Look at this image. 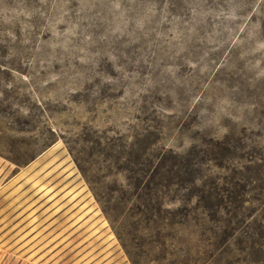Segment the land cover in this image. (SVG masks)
Masks as SVG:
<instances>
[{
	"label": "rangeland",
	"instance_id": "374dc122",
	"mask_svg": "<svg viewBox=\"0 0 264 264\" xmlns=\"http://www.w3.org/2000/svg\"><path fill=\"white\" fill-rule=\"evenodd\" d=\"M212 140L264 165V0H0V264H160L124 168ZM252 197L217 264H264Z\"/></svg>",
	"mask_w": 264,
	"mask_h": 264
},
{
	"label": "trees",
	"instance_id": "16d2710c",
	"mask_svg": "<svg viewBox=\"0 0 264 264\" xmlns=\"http://www.w3.org/2000/svg\"><path fill=\"white\" fill-rule=\"evenodd\" d=\"M233 156L226 141L212 140L197 153L162 150L153 159L138 158L124 168L132 172L137 232L156 234L163 254L160 264H217L229 255L239 232L232 227L239 209L260 201L252 197L256 191L264 198L260 158L248 160L242 179L221 185L220 178H212L209 166L228 169ZM219 214L225 216L222 226L217 224ZM254 218L246 219L245 227Z\"/></svg>",
	"mask_w": 264,
	"mask_h": 264
}]
</instances>
